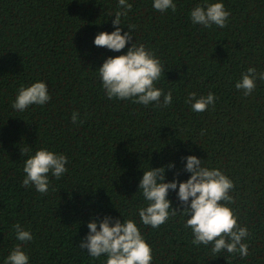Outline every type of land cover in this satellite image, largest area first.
<instances>
[{"label": "trees", "instance_id": "16d2710c", "mask_svg": "<svg viewBox=\"0 0 264 264\" xmlns=\"http://www.w3.org/2000/svg\"><path fill=\"white\" fill-rule=\"evenodd\" d=\"M128 2L121 29L134 25L133 38L113 52L95 46L94 38L115 30L118 0H0V264L20 243L16 223L33 234L24 245L30 264H104L105 257L94 259L78 246L88 221L106 215L137 223L152 247V264H264V81L257 79L249 96L235 87L249 67L264 72V0H223L230 11L224 28L191 22V9L203 0H174L176 11L163 13L153 0ZM133 42L165 65L156 86L172 91L171 105L107 98L96 69ZM37 80L46 82L50 101L13 109L19 87ZM190 92L214 93L215 105L192 111L185 102ZM41 147L68 157V171L49 177L47 194L22 185L21 148L34 154ZM188 155L233 180L231 207L250 233L247 257L194 245L180 212L158 229L141 222L143 169L171 161L166 181L177 172L183 181L191 175L183 171ZM177 191L168 198L182 209Z\"/></svg>", "mask_w": 264, "mask_h": 264}, {"label": "clouds", "instance_id": "9594fccd", "mask_svg": "<svg viewBox=\"0 0 264 264\" xmlns=\"http://www.w3.org/2000/svg\"><path fill=\"white\" fill-rule=\"evenodd\" d=\"M152 7L161 13L177 9L174 0H153ZM132 9L128 0H118V10L112 20L114 31H101L94 38L97 47H104L113 52H121L133 38L134 25H128L129 31L122 34V17H126ZM190 19L194 25L210 28L213 25L224 28L228 24L230 11L224 6L223 0H203L190 11ZM102 82V87L108 99L131 100L134 103L148 106L167 107L172 104V91L164 92L156 83L165 75V65L154 50L145 44L133 42L124 54L107 57L102 65L96 69ZM264 81V72H257L249 67L241 74L235 87L241 90L244 96H249L255 90L256 81ZM162 98V99H161ZM51 99L46 82L37 80L28 86L21 85L17 90L12 108L23 112L32 105L43 106ZM214 93L197 96L190 92L186 103L191 105L194 112L201 113L214 106ZM78 112H73V124L78 121ZM83 123V121H79ZM194 142V141H193ZM195 143V142H194ZM30 148H21V155L27 158L24 161L25 173L22 185L25 188L34 187L41 194H47L50 186V176L60 179L67 171L68 157L63 153H56L41 147L34 154ZM186 160L183 171L191 173L186 180H179V172L175 178L166 181V169L175 167L174 162L160 167L143 169V176L139 181L138 190L141 191L146 206L141 207L139 217L143 225L158 229L167 223L170 217L178 212L188 218L185 228H190L193 234L194 245H211L213 254L226 251L229 254H238L241 258L247 257L249 246L245 242L250 233L246 226L239 223L238 214L231 207L235 203L230 194L235 185L233 180L219 168L203 166L202 160L196 155L182 157ZM177 191V199L182 209L173 207L168 198L169 190ZM121 213V212H120ZM122 215V213H121ZM99 224V227H98ZM17 243L4 264H30L29 256L24 245L33 240L30 229L20 223L13 226ZM87 227V235L81 240L79 248L87 249L90 257L99 259L105 257L104 264H152V247L145 239L137 223L129 218H114L109 215L97 221L91 218Z\"/></svg>", "mask_w": 264, "mask_h": 264}]
</instances>
